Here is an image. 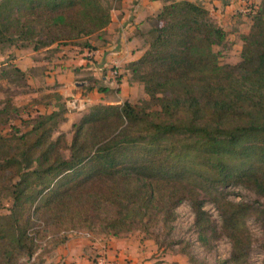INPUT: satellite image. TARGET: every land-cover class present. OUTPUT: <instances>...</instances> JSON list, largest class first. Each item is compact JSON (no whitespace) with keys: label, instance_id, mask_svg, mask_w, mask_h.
Wrapping results in <instances>:
<instances>
[{"label":"trees","instance_id":"trees-1","mask_svg":"<svg viewBox=\"0 0 264 264\" xmlns=\"http://www.w3.org/2000/svg\"><path fill=\"white\" fill-rule=\"evenodd\" d=\"M248 14L253 22L241 35L242 60L225 65L214 47L223 45L227 31L209 10L199 2L165 0L147 18L148 48L127 64L148 106L128 99L89 104L72 124L70 141L59 129L64 107L28 119L25 131L0 134V191L13 201L0 213V264L32 253L37 220L100 224L119 236L138 223L172 222L184 200L206 241L212 221L200 192L215 204L231 241L227 260L246 263L251 206L227 199L221 189L242 186L264 197V0ZM110 19L106 0H0V44L38 50L80 42L101 36ZM261 213L264 229V208Z\"/></svg>","mask_w":264,"mask_h":264},{"label":"rangeland","instance_id":"rangeland-1","mask_svg":"<svg viewBox=\"0 0 264 264\" xmlns=\"http://www.w3.org/2000/svg\"><path fill=\"white\" fill-rule=\"evenodd\" d=\"M260 0H241L239 8L235 6L230 13L231 22L226 25L227 36L221 46H215V50L220 51L219 61L221 64L235 65L242 60L244 42L242 34L249 32L253 19L248 14L249 8L258 6ZM108 4V3H107ZM109 5V4H108ZM228 22V19L226 20ZM150 37L151 25L147 31ZM73 42L69 44H78ZM62 44V45H67ZM57 45L59 48L61 44ZM32 50V47L18 44L4 43L0 44V134L10 136L16 133L15 129L25 131L28 128V119L36 117L44 112L46 108L60 107L69 108L70 100L76 98L72 93L63 96L59 92V85L47 86L41 88L32 86L29 83V71H22L24 75L16 72V53L20 51ZM21 71V70H20ZM32 71V70H30ZM119 78H117L118 80ZM133 86L131 77L128 80ZM138 84V90L130 94L127 98L132 104L138 107H146L150 101L145 93L143 85ZM44 87V86H43ZM73 88H75L73 86ZM119 88L116 93L120 94ZM79 93V92H78ZM83 98L86 97L82 94ZM87 98V97H86ZM84 98V99H86ZM126 99H122V103ZM91 104L90 101H87ZM86 103V105H88ZM93 104V103H92ZM51 105V107H49ZM82 114L83 111L72 109L70 113ZM76 119V116L74 117ZM74 118H67L60 124L59 129L66 134L68 141L72 138L71 126ZM64 157H69V151L62 152ZM227 199L232 201H243L251 206L250 215L246 221L248 233L250 236L251 247L245 264H262L264 256L263 248V214L264 197L258 195L254 190L242 186H228L221 189ZM200 198L204 199L203 209L211 219L212 227L206 234V241L200 239L198 230L194 224V212L188 200H184L175 208V219L168 224L157 220L154 223H138L136 228L129 232H120L115 237H128L139 244L140 249L145 251L147 264H219L226 261L225 264H231L227 259L231 253V241L222 232L221 220L215 204L206 193L200 192ZM13 201L4 189L0 191V213H8ZM71 231H80L85 234L83 237L89 239L97 235H110L111 231L104 230L100 224L91 227L76 225H61L47 223V220H37L31 229V233L36 235L35 246L31 254L19 255L16 264H53L52 257L55 247L65 240ZM36 233V234H35ZM88 234V235H86ZM112 236V235H111ZM144 252V253H145ZM103 257L97 255L95 258ZM61 258L59 259L60 262ZM113 261V260H111ZM65 262V259H64ZM113 263L118 264L116 261Z\"/></svg>","mask_w":264,"mask_h":264},{"label":"crops","instance_id":"crops-1","mask_svg":"<svg viewBox=\"0 0 264 264\" xmlns=\"http://www.w3.org/2000/svg\"><path fill=\"white\" fill-rule=\"evenodd\" d=\"M190 1L202 4L209 10L213 20L225 29L232 20V8H239L241 3V0ZM106 2L110 7V22L103 29L101 36L92 34L84 37L89 46L83 45V41L78 44L68 43L66 46L61 44L59 48L53 44L38 50L16 53L15 66L21 71H29L28 81L32 86L40 90L47 86L59 85L58 90L63 96L76 93L74 96L85 100L87 104V101L91 104H118L138 90L137 83L132 86L128 81L131 74L127 64L140 58L148 48L147 31L150 23L147 18L158 13L165 0ZM92 81L97 82L95 84ZM88 85L91 88L86 89ZM99 87H104V91H99ZM118 88L120 94L116 93ZM82 94L87 98L84 96V99ZM64 108L66 119L72 120L76 116L73 122L79 120L81 114L70 113L72 110L67 105ZM56 109L55 106L46 108L42 113ZM144 252L131 237L97 235L87 239L82 235L69 234L55 247L52 261L53 264H61L59 259L64 258V264H91L95 256L100 254L107 261L113 260L118 264H147L149 255Z\"/></svg>","mask_w":264,"mask_h":264},{"label":"built area","instance_id":"built-area-1","mask_svg":"<svg viewBox=\"0 0 264 264\" xmlns=\"http://www.w3.org/2000/svg\"><path fill=\"white\" fill-rule=\"evenodd\" d=\"M86 107V101L81 99L80 97L74 98L69 102V109H77V111H83ZM73 234H85L84 232L80 231H71ZM88 235V234H86ZM61 264H64V258L60 260ZM91 264H115L113 261H107L105 257H97L94 258Z\"/></svg>","mask_w":264,"mask_h":264}]
</instances>
